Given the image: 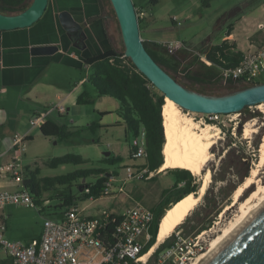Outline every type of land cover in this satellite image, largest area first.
<instances>
[{
  "label": "rangeland",
  "instance_id": "1",
  "mask_svg": "<svg viewBox=\"0 0 264 264\" xmlns=\"http://www.w3.org/2000/svg\"><path fill=\"white\" fill-rule=\"evenodd\" d=\"M104 1L107 9L111 12L109 1ZM260 4H263L261 20L257 21L256 18H250L245 21L244 28L240 24V27H237L235 35L237 36V39L240 40V47H243V51L235 41L229 40L228 38V45H235V48H232V50L240 49L243 54L256 50L264 45V0H211V5L202 7L203 15L198 16L197 20L192 24H185L183 26L176 25L172 28L170 22H166L165 26L168 28L161 31H155L149 35L156 40H165L163 42L191 41L197 43L204 40L205 43L210 45L212 40V42L218 43L221 42L220 40L223 34L230 35L233 32L234 24L238 23L237 20L240 19L242 12L253 10V8ZM230 24L232 25L231 29H227V26H230ZM145 37L147 36L145 35ZM182 46L183 45L177 46L172 52V54L180 55L181 59ZM190 49V54H185L183 64L180 66L181 69L184 65L193 61L194 55L198 52L194 47ZM207 66V61L204 57L200 56L190 66V70H204ZM66 74H70V77L73 78V80L77 78V84L79 82V84L84 85V88L86 89H84V91L88 96L91 97V95H93L94 90L90 85L91 83L89 84L86 78L88 70H67ZM176 78L182 80V73L178 72ZM260 80H264V78ZM70 84L66 85L68 89L74 86L73 82ZM231 87L232 85L222 82L220 77L218 82L210 85L207 84L205 89L216 92ZM107 101L108 100H103V103L107 108V116L102 123L104 124L103 129H101L102 127L100 125L101 116L96 112V108H94L93 105L86 104L73 106L69 111L63 113H58L56 110H53L49 113L50 116L48 115V118L57 124H64L70 127L80 126L81 128V126L85 127V125L95 122L98 123L99 127L95 128L94 132L88 128H84L68 139L58 140L57 143H55L56 139L41 136L39 127L33 126V137L26 142L23 163L29 164L30 169L38 167L40 170V176H55L76 169L102 167L107 168L109 173L116 170L117 175L123 177L127 165L135 162L132 164L134 165L133 167H140L142 163H145V158H131L129 156L132 138L125 134L122 127L114 125L113 119L115 116V110ZM183 112L189 113L194 119L200 121L203 125L210 124L219 129L218 137L210 148L211 158L205 166V168L209 169L211 172L205 191L200 196L197 205L189 212V221H187L184 226L182 225V228L181 224L177 225L171 233L176 237L175 241L181 240L183 245L193 248V255L191 260H189L191 263L197 258V256L206 251L210 246V243L224 228L227 227L228 223L232 221L234 214L240 213L238 212L239 207L241 203L245 201L247 196L254 192L258 185L263 184L264 186L263 166L259 171L258 177L254 179L252 187L237 198L235 206L230 211L223 213L227 206L232 205L237 187L245 180H243V177L245 175H247L246 177L250 175L252 169L256 167V164L260 159L259 149L264 136V107L257 108L256 105L249 107L245 113L221 114L214 122H210L205 114L202 113L191 111ZM249 112L258 114L255 117L246 118ZM248 123H253V126L256 128V133L250 138H246L243 135L244 126ZM10 124L11 126H9L7 130L9 134H22L19 130L20 124L15 126L16 124L12 121ZM107 144L116 145L117 150L113 151L112 154L123 155L125 160L115 165H107L104 163L103 157L105 156L103 155V152L110 151ZM66 153L81 155L83 162L77 164L68 163L55 168H51L47 165L50 158ZM128 159L132 160L129 164H127ZM1 163H3V161H1L0 164ZM112 175L115 174L112 173ZM145 175L146 176L141 179L133 178L128 180L125 184V190L116 194L115 197H102L95 200L93 202L94 207L86 209L84 213L88 214L96 210L110 207L116 212H121L123 209L136 203L152 208L159 203L164 202L165 198H163L162 192L165 189H172L174 183L173 174H171L168 169H165L158 172L153 171L151 176L148 172ZM193 175L196 182L199 183V188L196 192V194H198L203 178L201 175ZM2 176L6 177L5 175ZM153 176L155 178H151ZM94 179V176H90L86 180L93 181ZM77 183H82V179L72 182L69 188L74 195L80 196L81 194H79ZM67 188L68 186L65 185L45 191L43 196L44 203L46 204L26 207L24 205L11 203L0 206V211L3 210L9 217L6 233L7 238L10 240L22 241H27L31 238L33 239L42 231L44 218L59 220L60 216L55 211L62 210L63 208L53 207L54 204L61 203V201H58L54 197L62 191H67ZM77 201L79 206H83L86 203L91 204L88 199L81 198ZM208 201L210 202V205L206 204ZM213 205L216 207L215 209L219 208L220 210L216 216H214V212H211ZM205 217L213 219L209 228L202 230L194 237H185L183 235L194 221H200ZM2 259L7 260V257L0 248V260ZM155 260L156 258H153L149 264H155Z\"/></svg>",
  "mask_w": 264,
  "mask_h": 264
},
{
  "label": "crops",
  "instance_id": "2",
  "mask_svg": "<svg viewBox=\"0 0 264 264\" xmlns=\"http://www.w3.org/2000/svg\"><path fill=\"white\" fill-rule=\"evenodd\" d=\"M133 3L138 7L146 8L149 12L150 16L141 25L140 34L143 40L151 43L165 41L156 40L150 35L155 31L168 28L165 26L166 22H170L172 28L176 25L183 26L195 22L198 16L203 15L202 7L211 5V0H133ZM262 5L256 6L253 10L242 12L240 19L237 20L238 23L234 24L233 32L230 35L223 34L220 41H228L229 38V40L235 41L243 51V47H240V40L235 35L237 27L241 25L244 28L245 21L250 18H256L257 21H260ZM60 11H67L81 25L80 33L77 37H72L61 25L58 17ZM114 23L115 19L107 9L104 0H48L44 14L31 26L0 31V159L3 163L10 156L8 147L12 136L15 134L11 135L7 132L9 126H11V121L16 124L15 126L20 124L19 130L23 135L27 136L28 140L33 137V126L30 125L29 118L34 113L47 112L46 119L51 120L48 115L50 116L49 113L53 110L63 113L53 108L58 104L65 107V112L69 111L73 106L86 105L76 103L77 97L85 92L84 85L79 84V82L77 84V78L73 80L70 74L67 75L66 72L67 70L81 69L90 72V66L87 67L85 65V61L88 58L109 49H114L110 41V38H113L115 33ZM183 42L195 47L202 41L197 43L191 41ZM219 43H214L211 40L210 45ZM45 44H55L58 49L49 55H33L30 52L32 46ZM150 46L152 47L151 44ZM187 50L189 51L187 54H190L191 49L187 48ZM209 64L207 61V65ZM71 82L74 83V86L68 89L66 85ZM92 88L94 92L91 97H94V103L90 105H93L96 108V112L101 116V129L104 127L102 123L107 116V108L103 100H108L107 102L115 110L114 125L122 127L125 132L123 119L117 112L118 101L108 95L97 97L93 86ZM68 127L73 130L80 126ZM41 136L43 135L41 134ZM47 138L56 139L54 137ZM57 141L58 139L55 140V143ZM107 146L111 153L117 150L114 144H107ZM121 157H123L124 161V156L122 155ZM131 161V159H128L127 164ZM25 166H29V164L24 163ZM19 189H21L20 183L0 174V191ZM42 199L41 204H46L44 203V196ZM56 205L54 204V206ZM84 206L87 207L86 209L94 207L93 203H86L80 207ZM109 209L115 211L112 207ZM55 212L60 216L62 210ZM121 212L116 213L119 214ZM0 214L5 213L1 210ZM5 215L6 227L8 228L9 217L8 214ZM40 234L41 232L33 239H39ZM33 239L31 238L27 241Z\"/></svg>",
  "mask_w": 264,
  "mask_h": 264
},
{
  "label": "trees",
  "instance_id": "3",
  "mask_svg": "<svg viewBox=\"0 0 264 264\" xmlns=\"http://www.w3.org/2000/svg\"><path fill=\"white\" fill-rule=\"evenodd\" d=\"M26 0H0V12L13 13L23 10L26 7ZM136 6V5H135ZM137 7V6H136ZM112 12V10H111ZM144 21H139V28L141 31V25ZM227 26V29H231ZM229 34V33H228ZM143 44L152 58L161 65L164 69L170 72L174 77L178 72H181L183 79H178L182 83L195 88L197 90H206L207 84H212L219 81L220 72L222 68L226 66H233L238 63L242 56V52L239 49H234L235 45H228L227 40L221 41L219 44L209 45L204 40L199 43L196 48L197 54L194 55L193 61L186 65L183 64L185 54L189 52L187 48H192L190 44L182 42V59L180 55L168 53L165 45L162 42H148L143 40ZM152 45V47L150 46ZM186 48V51H185ZM121 52L115 49H109L103 53L97 54L88 58L85 61V65L90 66L91 71L88 72L87 79L94 87L96 96L108 95L118 101L117 112L122 117L125 134L130 136L132 139L137 137L141 132L144 134L145 145H146V157L145 163L141 165L147 168L148 172L156 171L163 164V153L162 147L165 141L164 129L162 124V106L164 104V95L157 90L153 84L140 73L129 59L127 64H123L120 59ZM200 56H204V59L210 64L204 70L191 71L190 66ZM221 59L225 63L221 62ZM264 81V80H258ZM227 84L233 85L234 83L230 80ZM77 104H93L94 97H88L85 92L81 93L77 99ZM248 106H245L240 113H245L248 110ZM258 113H248L246 118L255 117ZM211 122V121H210ZM99 127L98 123H90L85 127H79L71 130L67 125L57 124L51 120H47L39 127V130L43 136L54 137L58 140L68 139L69 137L77 134L84 128L90 129L92 132L95 128ZM131 139V140H132ZM134 147L130 145V157ZM123 161V157L120 155H113L112 153L103 157V162L107 165L119 164ZM83 158L79 154L66 153L60 156L52 157L48 160L47 165L51 168L65 165L68 163H81ZM173 174L174 183L172 189L163 190L162 196L165 198L164 202L151 208L154 212V219L152 227L150 229L151 238L145 247L140 252V255L145 253L152 245L156 243V235L158 232V224L163 216L165 209L170 208L172 204L181 200L184 196L190 193H196L199 188V183L196 182L194 175L184 168L168 169ZM115 175L116 170L111 171ZM107 173L109 170L102 167H91L84 169H76L67 173H63L55 176H40V170L38 167L30 169L29 166H25L24 178L22 181V187L27 189L35 199V204L40 205L43 201V193L47 190L54 189L58 186L67 185V191L55 195V199L61 201L55 208H65L72 204L78 199H86L90 196L98 198L103 191V183L107 179ZM90 176H94L93 181H87L86 179ZM247 175L243 177L245 179ZM85 179L84 183H77L79 188L86 187L87 192H80V196H76L72 193L69 188L72 182ZM151 178H155L154 176ZM247 178V177H246ZM242 180V181H243ZM233 190V189H231ZM231 192V191H229ZM169 204H171L169 206ZM206 204L210 205L208 201ZM213 209L214 216L220 212L219 208ZM188 215L185 217L183 222L184 226L189 221ZM212 218H203L200 221H194L192 225L183 233L185 237H194L199 234L202 230H205L211 226ZM173 234L169 235L164 241L158 244L148 258L145 264H149L153 258H156L158 253L173 241H175ZM11 261L0 260V264H10ZM130 264H134L131 262Z\"/></svg>",
  "mask_w": 264,
  "mask_h": 264
},
{
  "label": "built area",
  "instance_id": "4",
  "mask_svg": "<svg viewBox=\"0 0 264 264\" xmlns=\"http://www.w3.org/2000/svg\"><path fill=\"white\" fill-rule=\"evenodd\" d=\"M135 11L138 21H145L150 16L146 8L135 6ZM162 43L168 53L182 45L179 41ZM120 59L123 64L128 63V57L123 52ZM221 62L225 63L222 59ZM220 77L222 82L227 83L230 80L234 84H249L264 78V45L243 53L237 64L222 68ZM53 108L65 112L63 105L58 104ZM220 115V113L205 114L211 122ZM46 116L47 112H36L29 118V123L32 126H41L46 121ZM26 142V135L15 133L8 147L10 156L0 165L1 175L21 184L19 190L0 191V206L11 203L26 207L36 205L34 197L22 187ZM131 145L134 147L133 158L146 157L143 132L131 140ZM133 166L125 167L123 177L107 173L102 194L98 198L90 196L86 199L93 203L102 197H115L125 190L128 180L146 176L147 168L141 165ZM158 171L159 169L155 172ZM148 174L151 176L152 172ZM79 191L87 192V188L80 187ZM86 208V206L80 207L75 201L74 204L62 209L59 220L44 218L39 239L30 241L8 239L6 215L0 214V248L11 261L10 264H130L131 262L145 264L147 262L151 254L145 261L139 259L153 246L140 255L151 238L150 229L154 219L151 208L136 203L123 209L119 214L109 208L85 214ZM192 250L193 248L183 245L181 240L173 241L158 253L155 264H189L193 255Z\"/></svg>",
  "mask_w": 264,
  "mask_h": 264
},
{
  "label": "water",
  "instance_id": "5",
  "mask_svg": "<svg viewBox=\"0 0 264 264\" xmlns=\"http://www.w3.org/2000/svg\"><path fill=\"white\" fill-rule=\"evenodd\" d=\"M108 1L115 19V33L110 38L113 48L123 52L135 68L182 111L202 114L240 113L245 106L264 103V81L234 84L229 89L216 92L197 90L182 83L159 65L146 50L133 1ZM25 2L26 7L21 11L0 12V31L31 26L41 18L48 4V0ZM58 17L63 28L72 37L79 35L81 25L67 11H60ZM57 49L55 44L35 45L30 52L33 55H49ZM109 154L110 151L103 152L105 157ZM204 264H264V207Z\"/></svg>",
  "mask_w": 264,
  "mask_h": 264
},
{
  "label": "bare ground",
  "instance_id": "6",
  "mask_svg": "<svg viewBox=\"0 0 264 264\" xmlns=\"http://www.w3.org/2000/svg\"><path fill=\"white\" fill-rule=\"evenodd\" d=\"M261 107H264V103L257 105V108ZM162 124L165 141L162 147L163 164L160 166L159 171L184 168L195 175H201L203 181L198 194L190 193L184 196L165 211L158 226L156 243L148 252L140 257V261H145L148 255L152 254L155 247L164 241L172 233L174 228L183 222L189 212L197 205L210 178L211 172L209 169H206L205 166L211 158L210 148L215 143L219 132L218 128L210 124L203 125L189 113L183 112L176 103L168 97H165L162 106ZM255 133L256 128L253 126V123H248L244 126L243 135L246 138H250ZM259 151L260 159L256 167L252 169L250 175L245 178L244 182L237 187L232 205L227 206L223 213L230 211L235 206L237 198L252 187L254 179L258 177L260 169L264 166V136ZM263 207L264 186L262 184L258 185L257 189L241 203L238 210L240 213L234 214L232 221H230L227 227L210 243L206 251L197 256V258L189 264H204Z\"/></svg>",
  "mask_w": 264,
  "mask_h": 264
}]
</instances>
